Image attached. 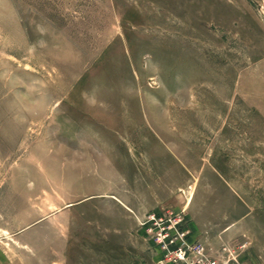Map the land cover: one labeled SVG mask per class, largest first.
Instances as JSON below:
<instances>
[{
    "label": "rangeland",
    "instance_id": "obj_1",
    "mask_svg": "<svg viewBox=\"0 0 264 264\" xmlns=\"http://www.w3.org/2000/svg\"><path fill=\"white\" fill-rule=\"evenodd\" d=\"M188 245L264 264V0H0V260Z\"/></svg>",
    "mask_w": 264,
    "mask_h": 264
},
{
    "label": "built area",
    "instance_id": "obj_2",
    "mask_svg": "<svg viewBox=\"0 0 264 264\" xmlns=\"http://www.w3.org/2000/svg\"><path fill=\"white\" fill-rule=\"evenodd\" d=\"M188 251H191V246L188 245L185 248H180L177 251L178 259H184L186 264H218L216 260L211 259L205 252L204 246H199L195 252L197 254L196 258L188 259ZM193 252V251H192Z\"/></svg>",
    "mask_w": 264,
    "mask_h": 264
},
{
    "label": "crops",
    "instance_id": "obj_3",
    "mask_svg": "<svg viewBox=\"0 0 264 264\" xmlns=\"http://www.w3.org/2000/svg\"><path fill=\"white\" fill-rule=\"evenodd\" d=\"M0 264H5V263L0 260Z\"/></svg>",
    "mask_w": 264,
    "mask_h": 264
}]
</instances>
